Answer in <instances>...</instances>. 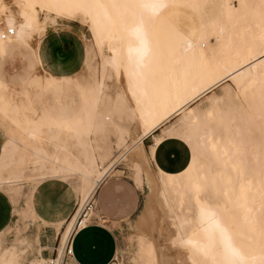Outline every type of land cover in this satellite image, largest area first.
<instances>
[{
	"label": "bare ground",
	"instance_id": "6f19581e",
	"mask_svg": "<svg viewBox=\"0 0 264 264\" xmlns=\"http://www.w3.org/2000/svg\"><path fill=\"white\" fill-rule=\"evenodd\" d=\"M233 1L237 4L222 0L217 15L201 23L182 15L178 0H166L162 10L157 0H0V22L14 29L0 39V55L8 47L26 48L34 63L17 88L0 79V128L8 134L0 187L15 201L25 181L77 178L81 200L61 231V245L98 184L123 161L137 187L156 188L163 215L158 218L165 226L149 232L142 248L145 264H174L172 252L178 264H224L229 243L253 264H264V170L222 171L229 163L227 145L242 133L241 123L238 131L202 124L193 104L210 98L209 91L227 80L242 98L248 131L256 129L264 138V0ZM76 16L93 36L99 66L86 46L80 73L55 75L41 64V36L50 18ZM174 115H181L179 140L188 145V157L169 171L150 160L166 136L162 124ZM126 120H136L134 133ZM106 129L123 148L104 165L97 160L102 157L97 133ZM149 135L150 152L143 143ZM62 153L67 160H60ZM157 242L166 243L163 250ZM0 254H12L14 261L16 245ZM42 261L33 256L28 264Z\"/></svg>",
	"mask_w": 264,
	"mask_h": 264
},
{
	"label": "rangeland",
	"instance_id": "374dc122",
	"mask_svg": "<svg viewBox=\"0 0 264 264\" xmlns=\"http://www.w3.org/2000/svg\"><path fill=\"white\" fill-rule=\"evenodd\" d=\"M221 3L222 0H178V8L180 13L186 19L204 23L208 19H212L217 15ZM231 4L235 5L237 3L231 0ZM43 13L45 14L47 12L44 11ZM44 14H42V17ZM76 17L73 19L57 17L55 20L50 18L46 26L68 27L78 37L77 39L81 49L82 63L85 56V48L88 46L92 48L94 54L92 63L95 67H98L99 56L97 52H95L96 50L93 36L88 27L83 24L84 22H82L78 16ZM16 50H18L19 55L13 54L11 57H6L1 60L0 79L3 80L4 78H8L12 80L16 77L17 79L13 83L9 82L10 80L3 81L8 83L10 86L17 88L20 83L25 82L30 77L33 72L34 63L31 53L26 48H18ZM26 50L29 52L30 61L28 60V52H24ZM81 67L82 64H80L78 69L72 74L80 73L79 71L82 70ZM209 92L211 93L210 98L201 96L193 102V104L198 106L199 120L202 124H210V126L216 128L228 126L231 131H238L239 128L237 125L238 123H241L242 133L236 135V138H234L232 142L227 145L226 154L227 161L229 163L227 164V168L222 169V171L228 173L231 169H237L244 174H251L252 172L258 170H264V138L262 136H258L259 133L256 129L248 131L249 128L246 125V122H244L247 116V111L236 87L230 85L229 81L226 80L220 86L217 85L213 87ZM77 106L80 108L81 104H78ZM180 116L181 115H174L162 124L163 129L167 132L164 139L175 138L179 140L182 137L184 138V135H182L184 131L180 127V123L178 121ZM126 123L129 124L128 129H130V131L132 130L131 132L134 133L138 127L136 120H126ZM134 125L136 127H134ZM0 129L1 146L3 141L1 131L5 134V136H8V134L5 128L1 127ZM159 132L160 131L157 130L153 135H157ZM153 135H150L151 141H149L147 137L143 139L144 147L148 152H150V147L154 143ZM97 138L100 140H98L100 142L99 144H101L99 145L100 147H97V152L102 155V157L99 156L97 160L102 164L105 165L114 160V158L121 153L123 147L117 145L116 134L113 130L106 129L102 132H98ZM185 146L188 149V145ZM60 160H67V154L62 153L60 155ZM153 175L156 176V174ZM113 179H121L126 182H131V180H133L132 169H129L123 161L117 162L112 167L110 172L104 176L102 181H109ZM61 180L69 183L73 188H75V190L77 188L80 189L82 186V183L78 182L77 178L70 177L68 179L64 180L63 178ZM39 181L41 180H37V182L36 180L25 181L21 188L17 190L16 200L13 201V203L11 201L10 194L6 192L5 187H2L1 189L9 197L11 207L14 209L13 219L11 218V221L9 222L10 225L6 228V230L0 233V250L3 252L14 244L16 245L18 256H16L15 258L17 259H14L13 261L11 260L12 254H6L5 256L0 254V264H12L11 261H13V264H28L29 259L35 254L37 241L34 242V239L37 238L36 228L38 227V224L36 222L37 216L30 205L29 199L34 186ZM139 189L140 191H136V208L130 215L124 218L116 219L115 222L106 221V224H108V226H110L113 230L116 243L114 253L106 264H145L146 258L142 257L143 255L141 254L142 248L149 243V232L152 231L151 233H153L156 226L162 223L161 220L163 215L157 198L156 188L152 186L150 188V186L145 185L144 188ZM76 191L79 193H77L79 197L80 192L79 190ZM153 195L155 196L153 197ZM26 196L27 205L25 206ZM91 198L92 200L95 199V192ZM79 200H81L80 197ZM76 204L75 207L77 206ZM78 204H80V201ZM159 214L162 215L161 220H159ZM93 217H96L95 208H93V213L90 218ZM163 219H165V217ZM95 220L99 221L97 218H95ZM60 224L61 223H58L56 226L59 227ZM162 224L164 225V223ZM162 224L161 226H163ZM145 233H147L146 236ZM140 236H143V238H140ZM151 236L153 237V234ZM140 239L142 240L141 242ZM30 244L32 245L31 248L27 246ZM158 244L160 245H158V249L160 250L164 249L162 244L166 246V243L164 242ZM23 251L24 253H22ZM167 254H170V252ZM170 255L172 262L174 264H178L179 261L176 260V257H178L177 252H172ZM36 259L37 257L34 256V260Z\"/></svg>",
	"mask_w": 264,
	"mask_h": 264
},
{
	"label": "crops",
	"instance_id": "0c3cea01",
	"mask_svg": "<svg viewBox=\"0 0 264 264\" xmlns=\"http://www.w3.org/2000/svg\"><path fill=\"white\" fill-rule=\"evenodd\" d=\"M77 38L68 27L46 26L38 47L42 66L55 75L68 76L76 71L82 64L81 49ZM16 49L18 48L8 47L0 55V63L3 58L11 57L13 54L19 55ZM28 60L30 61L29 52ZM16 79L15 77L12 80L8 78L3 80H10L9 82L13 83ZM1 133L3 141L0 146V155L6 138L2 131ZM147 138L151 141L150 135ZM187 157L188 149L183 142L175 138H167L155 147L150 164L153 166L154 163L163 169L174 171L184 165ZM1 189L0 187V233L10 225L14 209L11 207L12 199L10 201ZM137 190L140 191L133 180L126 182L113 179L101 181L98 184L94 190V208L95 218L99 221H90L71 233L72 252L70 256H67L64 264H106L110 260L116 243L113 230L106 224V221L115 222L116 219L130 215L137 205ZM29 201L37 216L38 224L37 238L34 239V242L37 241V246H35L36 251L33 256L43 258L52 253V246L55 245L66 222L72 216L76 201L77 204L79 203V197L75 188L66 181L59 178H45L34 186ZM58 223H61L59 227L56 226ZM37 248H40L39 253H37Z\"/></svg>",
	"mask_w": 264,
	"mask_h": 264
},
{
	"label": "built area",
	"instance_id": "2783aa9c",
	"mask_svg": "<svg viewBox=\"0 0 264 264\" xmlns=\"http://www.w3.org/2000/svg\"><path fill=\"white\" fill-rule=\"evenodd\" d=\"M14 33V29L12 26H2L0 22V39L5 40L11 37ZM93 208L92 198L88 199L82 207L81 213L77 215L75 222L69 231L68 235L66 236L64 243L61 245L60 236L52 246V253L48 256L43 257V261L40 264H64L65 259L67 256L71 255L72 248H71V233L74 232L81 222L82 217L88 216V211ZM95 220V218H89L84 225L88 222ZM83 225V226H84ZM82 226V225H81ZM61 235V234H60ZM38 264V263H33Z\"/></svg>",
	"mask_w": 264,
	"mask_h": 264
},
{
	"label": "clouds",
	"instance_id": "9594fccd",
	"mask_svg": "<svg viewBox=\"0 0 264 264\" xmlns=\"http://www.w3.org/2000/svg\"><path fill=\"white\" fill-rule=\"evenodd\" d=\"M157 3L160 10L166 6V0H157ZM224 264H253V260L246 256L241 249L229 243L224 247Z\"/></svg>",
	"mask_w": 264,
	"mask_h": 264
}]
</instances>
